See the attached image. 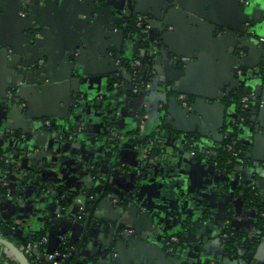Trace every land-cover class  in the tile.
Instances as JSON below:
<instances>
[{
  "label": "crops",
  "instance_id": "1",
  "mask_svg": "<svg viewBox=\"0 0 264 264\" xmlns=\"http://www.w3.org/2000/svg\"><path fill=\"white\" fill-rule=\"evenodd\" d=\"M77 1L51 0L47 8H42L39 18L45 25L42 33L46 39H40L46 55L40 61H44L45 72L36 71L35 76L28 78V84L21 87L28 114H44L51 120L67 114L68 121L77 122L74 125L77 128L75 131L62 128V137L55 138L51 146H40L32 154L5 148V139L0 137V154L9 158L2 175L5 184L0 194V216L21 228L23 237L45 232L47 241L43 251L46 253L63 249L64 243L72 256L79 249L76 264H85V258L88 263L99 264H152L156 249L165 247V238L177 234H182L177 245L178 256L169 258L166 264H204V261L264 264V232L258 224L259 210L246 201L249 191H253L264 208V161H256L264 157V91L253 92L263 61L253 55L244 60V64L254 65L244 67L245 75L242 66L234 71L235 60L228 53L231 44L223 30L214 25L216 22L230 33H238L246 17L239 1L181 0L182 8L173 7L168 28L159 34L169 52L164 55V64L158 61L153 64L155 70L149 75L144 97L141 91L144 86L136 93L126 92V83L121 78L118 81L107 76L114 68L107 49L118 45L121 52L125 51L122 44L125 39L114 32L112 38L108 37V26L117 11L122 15L117 20L122 19L119 22L122 27L125 14L130 13V0H109L111 9L104 6L95 16L89 7H74ZM139 1L133 9L145 11L144 14H148L147 6L160 8L164 3V0ZM254 2L256 25L261 27L264 0ZM21 11L18 0H0V40L11 43L15 60L22 55L19 44L27 36L26 17L21 16ZM86 17H92V22L88 23ZM159 24L158 20L150 19L148 33L155 34ZM258 37L264 39V35ZM76 39L85 42L75 50L79 54L83 50L84 86L79 88L68 83L67 61ZM21 46L28 52L31 45L28 41ZM169 54L175 55V63L170 61ZM145 55L142 80L150 53ZM6 56L0 50V94H5L6 84L12 83L16 75L17 62L12 63V56ZM179 57H185L186 61H180ZM28 60L27 56L23 57V61ZM156 73L164 76V85L155 79ZM24 79L27 81V77ZM36 80L43 81L42 90L35 85ZM165 86L169 88L166 93ZM248 87L250 94L260 101L257 118L262 132L253 131L254 136H244L250 124L246 123L238 138L244 144V156L251 153L253 159L245 158L241 170L238 164L234 170L227 171L214 164L216 148L223 136L233 131L235 123L240 124L233 97ZM76 93L81 94L79 104L73 105L78 106L77 112L71 111L69 105ZM115 100L116 105L112 104ZM17 116L15 113L9 121L13 122L12 130L21 131L24 141L23 128L26 131L30 128L26 119ZM138 122L139 128L132 135ZM164 128L168 131L164 132ZM161 129L165 133L162 141L165 160L154 166H141L148 154L147 138L159 135ZM7 131L2 128L0 136ZM188 134L194 135L192 143ZM193 150L195 155L191 154ZM140 151L145 155L139 157ZM49 186L56 189L54 195ZM102 192L120 197L134 194L136 208L130 209L139 230L147 229L151 221L160 225L147 239L135 240L131 245L119 242L115 260L107 252L110 226H101V221L114 216L110 203L104 201V205L92 211L82 235L91 203L83 201L79 205L78 200L82 195L95 198ZM119 201L113 198L111 202ZM226 230L235 237L230 246L224 241ZM5 237L13 243L19 239L14 234ZM250 241L255 242L252 247ZM73 261L72 258L69 263L63 262L75 264Z\"/></svg>",
  "mask_w": 264,
  "mask_h": 264
},
{
  "label": "water",
  "instance_id": "2",
  "mask_svg": "<svg viewBox=\"0 0 264 264\" xmlns=\"http://www.w3.org/2000/svg\"><path fill=\"white\" fill-rule=\"evenodd\" d=\"M19 1V6L21 8V12H23L26 17V28H27V36H25V39L23 38L21 41L22 43H28L31 45L30 50L27 52V49H23L21 44L20 45V52L22 51V57L18 56L17 60L11 55L15 49L11 51V43L6 41V40H0V50L4 54H6L7 58L12 56V63L17 62V65L14 67V64H12V68L14 67V72L16 73L15 76H13V82L12 83H7L6 84V91L7 89H15L14 96L17 97L19 100L20 98L22 99V91L21 87L29 82L31 76H35L37 73L36 71L39 72H45V67H44V61L43 56L45 54V48L42 45V40L46 39V36L43 35L42 30L43 24L42 21H40L39 15L41 14L42 8H47V5L49 4L48 1L51 0H18ZM55 2V0H53ZM60 1V0H58ZM241 7L242 11L246 14L245 20L243 21L244 25L242 28L238 29V33H230L229 29H226L223 25L216 23L215 22V28H220V30L223 33L225 38L229 41V44H231V47H228V53L231 54V57L235 60L234 64H236L234 71L236 68H239L242 66L243 69V75L246 74L245 68L246 66H254V65H246L244 64V60L248 59L249 57L256 55L260 56L261 60L264 62V39H259L258 36L264 35V22H259L262 23L261 27H257L256 22L257 19L255 18V8H256V3L254 0H238ZM140 2L139 0H130L129 7L130 13H126L124 18H123V24L122 27H119V22L117 21L119 17H121V12L115 13V18L112 19V24L108 26V37L111 36L113 37L112 33H118L120 34L125 41L122 42L123 44V49L125 50L124 52H121L120 47L117 45L116 47L114 45H111L108 50L107 56L109 57V62L113 65V70L107 75L111 80L115 79L119 81V78H121L125 85V91L130 92L132 87L134 85H137V83L141 84L144 86V88L141 90L143 97L146 95L148 89H147V82L149 79V75L152 73V71L155 70V67L153 64H155V61L160 62L161 64H164L165 59L164 55L169 52V49L166 48V42L163 40L161 37L162 35H159L163 32V30L168 28V23H169V17L171 13L174 12L173 7L175 10L177 8H182V2L181 0H164V3L159 7H155L153 5H149L146 8V12L149 14V21L148 23L150 24V19H155L159 21V25L156 27L155 34L150 35L149 29H144L134 25L132 28L133 31H124V26L126 25V20L128 19L131 20V18H134L135 15H137V12L135 9H133L134 4ZM109 0H79L74 3V7L79 6V7H89L91 14L97 13V15L100 14L102 8L104 6H107L110 8L108 5H110ZM111 9V8H110ZM109 10V9H108ZM157 12L158 15H157ZM145 13L139 12L138 14ZM126 18V19H125ZM88 23L92 22V17H86L85 18ZM260 21V20H259ZM214 23V22H213ZM157 36V37H156ZM41 37L42 40L40 39ZM156 37V39H154ZM232 37V39L230 38ZM85 42L81 40H75L73 51L69 53L70 58L68 59L67 63L69 65V81L68 83L70 85L80 87L84 86V81H82V77L84 76V70H83V61L81 60L82 55H83V50L79 53L75 52L77 49V46H80L81 44H84ZM111 44H113L111 42ZM19 47V46H18ZM146 52L150 53V58L147 60L148 67L144 71L146 73L145 79L142 80V74H143V66L145 64V57ZM29 53V54H28ZM27 56L29 60L27 62L23 61V57ZM46 55V54H45ZM167 55V54H166ZM137 56L141 57V65L137 66L134 64L135 60L138 59ZM170 61L175 63L176 60L174 59L173 54H169ZM173 56V57H172ZM176 58V57H175ZM175 60V61H174ZM188 60V59H187ZM10 62V61H9ZM11 66V65H9ZM19 66V67H18ZM178 67H180V64H178ZM17 68V70H16ZM259 69V68H258ZM138 71L141 74L136 77L135 72ZM259 71V72H258ZM257 72L258 78L255 84L253 86L255 89H253V92L256 94H263L264 91V80L261 78V73L262 70L259 69ZM241 74V75H242ZM24 77H27V81L24 79ZM237 77V76H236ZM9 77V79H12ZM163 75H159L156 73L155 79H158L159 84H163ZM261 78V79H260ZM240 79V77L238 78ZM25 80V81H24ZM263 81V82H262ZM155 82V80H154ZM35 85L38 84V87L42 90L43 88L40 86V83H43V81H34ZM28 84V83H27ZM21 85V86H20ZM33 85V84H31ZM30 85V86H31ZM166 91L169 90L167 86L164 87ZM34 90V89H33ZM120 90V89H119ZM124 89L120 90L123 91ZM250 88H245L244 93L250 94ZM236 93V91H233ZM78 95V96H77ZM79 96L81 94H75L73 95V99L69 103L71 107V111L77 112L79 110L78 106H75V104H79ZM254 96V95H253ZM255 97V96H254ZM86 100L87 98L84 97ZM14 101V102H13ZM10 101L9 97H7L5 94H0V131L2 128H5L7 130L12 129V123L10 122L9 119L12 117H15L16 115L19 114L16 118L18 119H26L28 123V127L30 128L29 131H26V128H23V131L26 132V136L24 137L25 140L22 141V138L20 137H10L8 136V133H3L0 137L1 139H5L3 144L5 148H16L19 149L21 154H27L28 152H31V154L36 150L37 148H41L40 146L46 144L48 146H51L52 142L55 141V138L59 137L60 134L63 133L64 127L67 129L73 128L75 131L77 127L74 125H77V122L73 121H68V115L65 114L63 116L58 117V120H52L51 126H46L45 125V119L48 117L47 115H30L28 114V107L25 105V107H19V105H16L15 100ZM98 103V101H96ZM117 100L113 101L112 104L116 105ZM111 105V103H109ZM111 107H113L111 105ZM260 103H257L255 107L249 108L245 112H243V122H241L239 125V129L243 131V127L246 128V123H250L249 126H247L248 131L246 134H243L244 136L248 135H253L252 132H262V127L259 128V120L257 118L258 113L260 112ZM68 111V110H67ZM14 113V114H13ZM249 113H251L249 115ZM14 115V116H13ZM67 117V118H66ZM72 117H70L71 119ZM139 119L141 121L142 119V114H140ZM110 124V123H109ZM258 125V127H255ZM54 127L53 129L51 127ZM139 128V122L137 123L135 129L132 132V135L137 132ZM112 129V128H111ZM163 135V134H161ZM240 135V134H239ZM254 136V135H253ZM129 137V136H128ZM127 137V138H128ZM144 141V140H143ZM161 141V140H160ZM159 140H157V150L152 151L147 154L145 163H142L141 166L150 167L154 166L156 164H160L163 162L166 158V155L164 156V150L160 149L159 146L162 145V143ZM120 145V143H119ZM252 148V147H251ZM251 148H248L247 150L250 151ZM142 150V149H141ZM141 151L139 152V157H140ZM145 155V153L143 154ZM34 156V155H33ZM244 158L248 159H253L251 153H247ZM1 160V158H0ZM143 160V161H144ZM242 161V160H240ZM256 161L261 162L264 161V157L257 159ZM244 167L243 164L238 166V170H241ZM5 170V167L0 168V176L3 175ZM107 182L105 181L106 185ZM50 187V186H49ZM50 189V188H48ZM55 193L52 192V195ZM51 195V196H52ZM113 198H116L119 201L117 204H113L111 201ZM79 205H82L83 201L85 202H90L91 205L88 207L89 211L86 215L85 222L83 225V231L82 235L84 236L85 234V229H87L88 224L90 222V218L93 214V210L100 208L101 205H104V201H107L110 203V207L113 210L114 216H110L107 219H104V221H101L102 223H107L110 226V232H111V237L109 238V242L107 244V252L111 256V260H115L117 258V245L119 242H124L127 245H131L130 243L134 242L135 240H141V239H147L148 235H150L152 230H154L156 227L159 228L160 225H158L155 222H150V227L147 226V229L145 230H139L137 228V218L133 216V212L131 213V206H135L134 202V194L128 195L125 194L122 197L116 196V195H111V194H105L104 192L98 194L97 197L89 198L87 195H82L80 197ZM103 207V206H102ZM62 212L63 209H62ZM138 212V211H137ZM139 213L141 214V210H139ZM100 224V222H98ZM102 226V225H101ZM103 227V226H102ZM101 234L103 235V228L100 227ZM9 234H14L18 238L23 239L22 236V229L19 227L11 226L8 230L4 231V236L0 235V245L2 249L4 250V253L14 262L17 264H31V262L28 260L26 255L21 251L19 245L17 243H13L10 240L6 239L5 236ZM70 238V237H69ZM68 241V238H65ZM70 240V239H69ZM66 244V243H64ZM179 247L172 251V252H167L166 248L164 246L161 247V250L156 249L154 255H153V262L152 264H166V262L169 261V258L172 257H177ZM38 253L40 255V258L44 259L47 261L48 264H53L52 260L48 259V254L42 250H38ZM79 249L77 250V253L73 256V263L78 262V257H79ZM168 255V256H167ZM84 261L86 262L85 264H99L90 262L88 263L87 259L85 258ZM58 264H65L62 260L59 261ZM110 264H114L113 262ZM181 264V263H179ZM204 264H210L209 261H204Z\"/></svg>",
  "mask_w": 264,
  "mask_h": 264
},
{
  "label": "trees",
  "instance_id": "3",
  "mask_svg": "<svg viewBox=\"0 0 264 264\" xmlns=\"http://www.w3.org/2000/svg\"><path fill=\"white\" fill-rule=\"evenodd\" d=\"M135 25V20L134 18H132L131 20L128 21V19L126 20V25L123 27L124 31H133V27ZM138 59H142L141 57L137 56ZM260 69L262 70L261 73V77L264 80V62L260 65ZM141 73L136 71L135 75L136 77H138ZM134 86H142L141 84L137 83V85ZM246 94L244 92H240L238 95L233 97L234 102L236 103V106L238 107V111L240 113V116L243 115V112L245 111H241L240 106H239V99L240 97ZM257 98L254 97V100L251 99L249 101V108H252L256 105V101ZM248 108V109H249ZM247 109V110H248ZM240 129L238 127H235L233 129V131L227 132L224 136V138L221 140L220 145L216 148V158L215 161H217V165L223 167L224 169H226L227 171H231L234 170L236 168V166L238 164H242L245 163V158H244V152L242 151L241 153H238L237 155H233V152L237 150V148H241L244 149V144H242V142L240 141V139L238 138L239 133H240ZM190 136V134H189ZM149 139L153 140V148H155V144H157V137H155V135H150L148 137ZM147 138V139H148ZM237 140L236 144L234 145V148L232 149H227L226 148V144L229 143L231 140ZM155 145V146H154ZM242 160V161H240ZM247 203L254 205L256 208H258L259 212H258V224H259V228L264 232V208H262V205L260 204L257 196L253 193V191H249L247 198H246ZM2 222L0 223V235L3 236L4 235V231L8 230L11 226V220L5 217H1ZM230 230H226L228 236L225 237L224 241L225 243L230 246L233 239H235L234 235L230 234L229 232ZM42 236H45V232L43 231H39V232H35L31 235L25 236L23 237V239H17V244L21 245V244H25L27 241H39L40 238ZM176 236L179 237V241L177 243H172L171 246L173 248L172 251L176 250L177 245H179L181 243V237L182 234H177ZM236 236V235H235ZM255 244L254 241H250V245L251 247ZM45 247L44 243H39L38 244V248L40 250L43 251V248ZM73 256L70 255V257L65 258L63 261L69 263V261H72ZM29 261H31V259H28ZM41 263L42 264H48L47 261H45L43 258L41 259ZM0 264H17L16 262H14L13 260H11L5 253L4 251H2V247L0 245Z\"/></svg>",
  "mask_w": 264,
  "mask_h": 264
},
{
  "label": "built area",
  "instance_id": "4",
  "mask_svg": "<svg viewBox=\"0 0 264 264\" xmlns=\"http://www.w3.org/2000/svg\"><path fill=\"white\" fill-rule=\"evenodd\" d=\"M242 1V0H240ZM135 25L140 27V28H144V29H149L150 28V24L148 23V15L147 14H137L135 17ZM180 61L185 62L186 58L185 57H179L178 58ZM135 65L139 64V59H136L134 62ZM133 92L137 91V87L134 86L131 89ZM253 99L254 100V96L252 94H243L240 99H239V106L241 111H246L249 108V101ZM256 104L259 103V100H256ZM185 104V103H184ZM244 111V112H245ZM243 116L239 117V123L243 122ZM225 136V135H224ZM223 136V137H224ZM237 140H231L229 143H227L225 146L227 149H232L234 148V145L236 144ZM243 151V149L241 148H237L236 151L233 152V155H237L238 153H241ZM191 154H194V151H191ZM214 164L217 165V161H214ZM0 182H2V179L0 177ZM2 222V219L0 218V223ZM225 236H227L228 234L225 233ZM177 240V236L176 235H170L168 237H166L165 241H164V245L165 248L168 252H172L173 248L171 246L172 243H174ZM47 238L46 236H42L40 238L39 241L35 242V241H27L25 244H21L19 245L21 251L26 255V257L29 259H31V264H42L41 263V258L40 255L38 253V244L39 243H46ZM64 247L63 249H59V251H54L48 254V259L52 260L53 264H58L59 263V259H65L67 257H70L71 251L69 249V247H67L65 244H63Z\"/></svg>",
  "mask_w": 264,
  "mask_h": 264
},
{
  "label": "flooded vegetation",
  "instance_id": "5",
  "mask_svg": "<svg viewBox=\"0 0 264 264\" xmlns=\"http://www.w3.org/2000/svg\"><path fill=\"white\" fill-rule=\"evenodd\" d=\"M21 14V16H24L25 14L23 13V12H21L20 13ZM148 15V21H149V14H147ZM135 17H136V15H135ZM135 17H134V20H135ZM132 19V18H131ZM121 25V24H120ZM150 29V28H149ZM142 30H144V28H142ZM137 66H140V60H139V64L137 65ZM134 87V86H133ZM140 87H138L137 86V91L136 92H138L140 89H139ZM132 91V90H131ZM133 92V91H132ZM136 92H134V93H136ZM14 93H15V89L13 88V89H7V91L5 92V95L7 96V97H9V100L10 101H13V100H15L17 103H16V105H19V107H25V105H26V103L22 100V99H18L17 97H15L14 96ZM14 102V101H13ZM187 102H188V98H187ZM240 117V116H239ZM238 121H239V119H238ZM51 122H52V120L50 119V118H46L45 119V125L48 127V126H51ZM237 122V121H236ZM241 123V122H240ZM235 125H236V127H239V125L240 124H238V122H237V124L235 123ZM52 129L54 128L53 126L51 127ZM165 130H164V132H167L168 131V129H166V128H164ZM162 130V129H161ZM167 130V131H166ZM162 132V133H161ZM7 133H8V136H10V137H20V138H22V133H21V131H19V130H17V129H15V130H8L7 131ZM158 134L159 135H155V137H158L159 136V141L162 143V141H163V136H164V134L165 133H163V130L162 131H159L158 132ZM161 134H163V135H161ZM60 137H62V135H59ZM187 138H188V140L190 141L189 143H192V141H193V136L192 135H190L189 136V134L187 135ZM146 142V141H145ZM147 143V144H146ZM145 144L147 145L146 146V148H148L147 149V152L148 153H150V152H152V151H156L158 148V146L156 145H154L155 146V148H153V140H151V139H149L148 138V140H147V142H146ZM162 145H164V144H162ZM162 145H160L159 146V148L160 149H162V147H163V150H164V156L166 155L165 153H166V149L164 148V146H162ZM192 147V146H191ZM194 151V150H193ZM196 154V152L194 151V154H192V155H195ZM0 158H1V160H0V168H1V166L2 167H4L5 165H7V164H9V158L8 157H6L5 155L3 156V155H1L0 154ZM140 170H141V168H139ZM138 173H139V171H138ZM1 177V179H2V182H0V194L3 192V185L5 184V181H4V178L2 177V176H0ZM42 184V183H41ZM52 186H50V188H51ZM52 189V192L54 193V192H56V189L53 187V188H51ZM106 224L107 223H102V226L103 227H106ZM4 236V235H3ZM228 236V235H227ZM226 236V237H227ZM166 239V238H165ZM180 239H179V237L177 236V240L174 242V243H177L178 241H179Z\"/></svg>",
  "mask_w": 264,
  "mask_h": 264
},
{
  "label": "rangeland",
  "instance_id": "6",
  "mask_svg": "<svg viewBox=\"0 0 264 264\" xmlns=\"http://www.w3.org/2000/svg\"><path fill=\"white\" fill-rule=\"evenodd\" d=\"M192 136H194V135H192Z\"/></svg>",
  "mask_w": 264,
  "mask_h": 264
}]
</instances>
